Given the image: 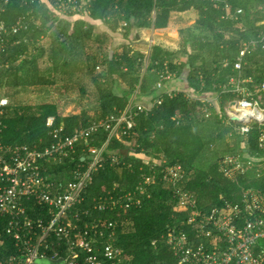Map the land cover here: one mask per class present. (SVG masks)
I'll use <instances>...</instances> for the list:
<instances>
[{
  "label": "trees",
  "instance_id": "1",
  "mask_svg": "<svg viewBox=\"0 0 264 264\" xmlns=\"http://www.w3.org/2000/svg\"><path fill=\"white\" fill-rule=\"evenodd\" d=\"M50 1L24 4L10 0L1 14L9 24L20 17L39 21L28 23L27 29L13 37L19 43H10V67L0 74V96L9 99L0 116L2 143L41 148L52 141L55 128L63 127L64 133L72 134L94 120L120 114L136 92L138 100L148 95L162 99L148 113L134 117L135 126L128 135L109 140L103 151L105 162L83 191L85 202L80 209L88 207L90 212L82 219L114 222L115 245L132 258L131 264L174 263L173 249L162 235L168 227L184 222L185 213L175 209L177 195L170 185L159 179L150 188L152 196L140 205H108L101 210L95 204L111 192L134 188L151 172L148 159L181 164L186 171L181 188L196 195L202 210L220 204V195L238 200L245 187L264 191V168L248 170L231 180L220 166L227 154L241 153L257 163L264 161L258 149V128L243 135L241 123L226 113V106L242 94L223 91L224 85L231 88V79L240 75L250 97L264 107L259 90L264 82V0H77L87 15L61 18L56 26ZM99 23L108 28L97 32ZM122 23H126L122 26L126 42L118 45L114 35ZM140 28H152L164 37L155 41L149 54L131 46L133 34ZM245 47L238 70L235 63ZM102 65L106 70L95 75ZM84 67L96 86V106L64 113L54 101L33 104L15 99L21 91L53 87L58 80L65 87L77 84L87 95L78 74ZM163 73L171 78L184 76L186 89L170 95L166 91L169 79L162 89L157 87ZM209 96L216 97L215 103L203 99ZM49 118H53L52 124ZM108 136L101 128L89 145L100 148ZM76 148L65 164L53 170H71L82 162L83 155L88 158L86 146L80 143ZM110 155L119 156L120 163L113 164ZM155 238L156 247L152 245Z\"/></svg>",
  "mask_w": 264,
  "mask_h": 264
},
{
  "label": "built area",
  "instance_id": "2",
  "mask_svg": "<svg viewBox=\"0 0 264 264\" xmlns=\"http://www.w3.org/2000/svg\"><path fill=\"white\" fill-rule=\"evenodd\" d=\"M29 1L35 0H22L24 4ZM9 2L3 0L0 5V74L10 67L7 58L10 43H19L13 37L21 29H27L28 23H39L24 17L6 23L1 14ZM50 6L55 26L61 18L87 15L83 4L77 0H55ZM124 25L126 23H122ZM246 50L247 47L241 51L235 63L238 70ZM170 78L169 74L163 73L157 87L162 89L164 80ZM244 81L240 75L233 77L231 88L224 85L223 91L230 89L242 94V98L235 100L233 110L239 120L234 121L241 123L239 130L243 135L254 126L258 128V149L264 157V107L260 100L250 97L252 93L242 85ZM179 90L169 88L166 91L171 95ZM259 90L264 95V82ZM203 99L209 103L216 101L215 96ZM161 102L162 99L151 97L145 105L134 99L120 114L112 113L94 120L85 127L76 128L72 134L64 133L63 127L55 128L51 132L52 141L41 148L30 145L6 147L2 143L4 125L0 118V264H42L43 260H60L59 264H131L132 258L115 245L113 221L82 219L90 213L88 207L80 209L85 202L82 193L92 184L94 172L103 166V151L109 140L128 135L135 126L134 117L141 112L148 113ZM8 103L7 96H0V116ZM48 122L52 124L53 121ZM101 128L109 132L105 143L100 148L89 145V140ZM80 143L86 146L88 158L83 155L82 162L71 170H53L65 164ZM109 159L113 164L120 163L117 155H110ZM146 163L151 172L134 188L102 196L95 206L103 210L108 205H140L145 197L152 196L150 188L160 179L176 193L175 209L185 213L184 222L168 227L162 235L176 259L174 263L166 264H264V191L245 187L238 200L220 195V204L202 210L197 206L196 195L181 188L186 176L181 164H170L165 159H148ZM220 166L231 180L238 179L248 170L264 168V164L241 153L225 155ZM157 242L158 239H153L152 245L156 247Z\"/></svg>",
  "mask_w": 264,
  "mask_h": 264
},
{
  "label": "rangeland",
  "instance_id": "3",
  "mask_svg": "<svg viewBox=\"0 0 264 264\" xmlns=\"http://www.w3.org/2000/svg\"><path fill=\"white\" fill-rule=\"evenodd\" d=\"M108 26H106L104 23H99L96 26V31L101 32L103 30H106ZM122 25L119 27V31L114 35L115 36V44H121L122 42H126L122 33ZM140 30L142 34L140 33ZM136 32L139 31V34L141 36L139 39L137 38L136 40L133 41L131 46L135 50H140L144 53L149 54L150 53V48L153 45V43L157 39H162L164 38L163 36L157 34L154 29H151L149 32L145 34V31L143 29H136ZM144 32V34H143ZM148 63V58L145 60V64ZM97 71L95 72V75L101 74L106 70V65L99 66ZM80 73L81 76V81L84 83V86L87 88V95L82 93L80 89L77 87V84H68L67 87L63 86V82L58 80V83L53 86V87H36L33 89H28L21 91L15 96L16 100H19L21 102H27V103H40L44 101H54L55 103L58 104L59 108L64 112V113H71L73 111H79L82 107H93L98 105V94L96 90V86L93 82V79L89 77L88 70L86 67L78 74ZM173 83L176 84L178 89H186V81L185 77L182 76L181 80L177 79L176 77H172L170 79ZM75 81L77 83H81L78 78H75ZM123 87L125 86L124 83H122ZM137 93V92H136ZM136 93L132 95L131 101L138 100L139 98L136 96ZM148 97H151L148 95ZM143 100V98H142ZM142 100H140V103L145 104ZM147 105V103L145 104ZM50 122L53 121L52 118L48 119ZM262 164H264V161H261Z\"/></svg>",
  "mask_w": 264,
  "mask_h": 264
},
{
  "label": "crops",
  "instance_id": "4",
  "mask_svg": "<svg viewBox=\"0 0 264 264\" xmlns=\"http://www.w3.org/2000/svg\"><path fill=\"white\" fill-rule=\"evenodd\" d=\"M80 16L79 15H75V16H73V19H76V18H79ZM141 29H143L144 31H145V34L147 33V32H149L152 28H141ZM118 31H119V28H118ZM122 32H123V29L121 30ZM140 33L142 34V32H141V30H140ZM141 34H139V31H137V32H135L133 35V37L132 38H134V40H136L137 38L139 39V37L141 36ZM143 34H144V32H143ZM121 35H122V33H121ZM123 37V36H122ZM133 40V41H134ZM133 41H132V43H133ZM157 41H158V39H157ZM160 41V40H159ZM158 41V42H159ZM131 43V44H132ZM155 43V42H154ZM153 43V44H154ZM171 79V78H170ZM168 80V82H167V87L168 88H177L178 89V87L176 86V84L175 83H173L171 80ZM177 79H180L181 80V77L180 78H178L177 77ZM184 82H186V81H184ZM150 99H151V97H143V102L145 103H149L150 102ZM41 263L42 264H51V263H53V261H50V260H43V261H41Z\"/></svg>",
  "mask_w": 264,
  "mask_h": 264
},
{
  "label": "water",
  "instance_id": "5",
  "mask_svg": "<svg viewBox=\"0 0 264 264\" xmlns=\"http://www.w3.org/2000/svg\"><path fill=\"white\" fill-rule=\"evenodd\" d=\"M66 37H64L65 39ZM236 105V101L235 100H232L230 103H229V107L226 108V113L228 115V117H230L231 119L233 120H239V118L235 115V112L233 110V107ZM60 263V260H56V262H53L51 264H59Z\"/></svg>",
  "mask_w": 264,
  "mask_h": 264
}]
</instances>
